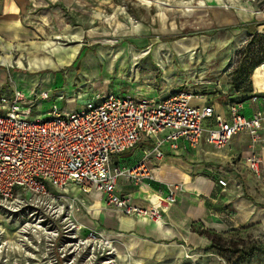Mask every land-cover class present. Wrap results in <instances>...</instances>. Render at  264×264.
<instances>
[{"label": "rangeland", "instance_id": "rangeland-1", "mask_svg": "<svg viewBox=\"0 0 264 264\" xmlns=\"http://www.w3.org/2000/svg\"><path fill=\"white\" fill-rule=\"evenodd\" d=\"M81 2L79 42L66 37L53 39L52 44L48 42L51 48L35 51L29 45H18V48L0 40V93L16 89L26 100H31L32 91L48 93V99L34 104L32 121L49 118L53 107L62 112L80 109L96 93L107 90L125 94V90L132 88L135 90L128 91L131 96L137 94L148 99H158L160 93L168 96L187 91L210 104V99L227 98L234 90L238 70L247 75L244 72L247 66L252 67V63L264 59L255 48L259 39L246 31L228 29L241 24L237 14L264 11V0H113L106 6L86 0L83 2L85 11L81 9ZM88 12L93 17L89 23ZM110 16V21H106L105 17ZM71 21L77 24L74 18ZM138 25L139 32H133L132 26L136 30ZM127 43L139 50L149 49L151 53L139 59L136 65L104 61L103 52L109 48L113 51L127 49ZM77 46H94L93 54L97 57L88 55L83 64L79 60L77 65L70 66L65 64L67 61L60 66L52 63L50 57L55 61V53ZM46 57L45 64L31 63ZM95 71L96 75L92 76ZM208 120L203 122V127ZM26 221V216L9 217L0 209V264L140 263L137 249L126 250L121 240L110 238L111 234L108 237L95 226L81 228L74 220L80 228L77 231L79 243L68 246L32 226L25 236L21 235ZM233 238L253 240L264 246V226H254ZM107 242H111L109 246L105 245ZM201 253L192 250L185 259L197 264ZM219 260L224 264H264V250L247 258L224 254Z\"/></svg>", "mask_w": 264, "mask_h": 264}, {"label": "crops", "instance_id": "crops-1", "mask_svg": "<svg viewBox=\"0 0 264 264\" xmlns=\"http://www.w3.org/2000/svg\"><path fill=\"white\" fill-rule=\"evenodd\" d=\"M90 1L99 6H106L113 0ZM83 2L81 9L85 11L86 3ZM79 4L80 0H0V40L17 45L18 48L29 45L31 49H36L35 51L51 48L48 47V42L53 39L66 37L79 42L82 37L79 31ZM88 13L87 23L93 18L90 17V12ZM71 18L75 19L76 25L72 23ZM111 18L112 16L105 17L106 21ZM237 18L242 21L241 24L228 29L246 31L255 36L259 39L255 42V48L264 55V11L237 14ZM244 25H247L248 29L242 28ZM133 26L132 31L139 32V25L136 30ZM123 27L127 29V25ZM127 44V49L113 51L109 48L103 52L104 61L108 63L117 60L119 65L123 62L136 65L139 59H145L144 57L151 53L149 49L139 50V47ZM7 48L9 50L11 47ZM82 49L86 51L80 58L81 64L88 55L97 57L93 54L94 46H77L71 52L66 50L55 53V61L50 58L52 63L57 64L55 66H60L66 61L65 64L70 66ZM47 59L48 57L35 59L31 63L45 64ZM9 62L6 60V63ZM244 72L247 75L239 70L235 73L237 86L227 98L210 99V104H205L206 100L200 97L192 100L191 104L210 106L214 114L221 116L225 122L230 121L231 104L238 103L239 113L245 118H250L256 112H264V59L252 63V67L247 66ZM91 75H96V71ZM244 76L247 78L244 79ZM134 90L129 88L125 91ZM159 96H164V93ZM208 121L203 127L204 130L211 128L212 120ZM147 145V142L139 143L135 148L112 157V169L125 172L135 169L142 160V150ZM252 153L261 157L264 168V142L252 143L246 133H239L233 136L224 148L215 149L208 142L207 133L204 131L196 148L185 144V147L174 152L164 150L161 160H147L145 166L152 180H144L138 185H133L123 176L117 180L119 193L129 195L133 204L139 207H147L156 197L163 198L168 187L180 186L181 190L175 195V203L162 213L160 223H154L146 217L124 216L107 207L100 193L92 190L85 194L77 187L69 185L68 196L76 198L75 203L79 208L75 213V220L81 228L95 226L106 232L108 237L111 234L110 238L121 240L126 250L137 249L139 264H193L194 262L185 259V255L190 254L192 250L202 252L201 260L199 259L197 264H224L209 249L207 238L199 236L191 228L194 225L198 230L225 234L231 230L264 226V175L257 179L245 164V158ZM218 180L225 181L227 186L221 187Z\"/></svg>", "mask_w": 264, "mask_h": 264}, {"label": "built area", "instance_id": "built-area-1", "mask_svg": "<svg viewBox=\"0 0 264 264\" xmlns=\"http://www.w3.org/2000/svg\"><path fill=\"white\" fill-rule=\"evenodd\" d=\"M46 99V91H32L31 100L16 89L0 93V209L9 217L26 216L21 235L32 226L68 246L79 243L80 229L74 223L79 208L76 198L68 196L69 185L85 194L100 193L107 207L124 216L146 217L158 224L181 187H168L163 198L139 207L129 195L119 193V177L133 185L152 180L147 160H161L164 150L174 152L185 144L196 148L204 131L215 149L224 148L239 133H246L252 143L264 142V112L245 118L239 113V104H231L230 121L225 122L210 106L192 105L200 97L187 91L158 99L131 96L128 91L96 93L80 109L62 112L53 107L49 118L30 120L34 104ZM208 119L211 128L204 130L203 122ZM141 142L148 145L135 169H112V157ZM245 164L257 179L264 175L260 156L250 154ZM218 184L227 186L223 180Z\"/></svg>", "mask_w": 264, "mask_h": 264}, {"label": "trees", "instance_id": "trees-1", "mask_svg": "<svg viewBox=\"0 0 264 264\" xmlns=\"http://www.w3.org/2000/svg\"><path fill=\"white\" fill-rule=\"evenodd\" d=\"M244 29H248L247 25L242 26ZM86 50L82 49L80 54L75 59L72 65H77L81 56ZM252 227L242 229V230H231L225 234H218L211 231L198 230L193 225L191 228L193 232L197 233L199 236L207 238L210 243L209 249L212 250L219 258L224 254H230L240 258H247L254 255V253L264 250V246H261L254 242L253 240L245 241L244 239H234V236L239 235L241 232H245ZM226 264H230L226 262Z\"/></svg>", "mask_w": 264, "mask_h": 264}, {"label": "bare ground", "instance_id": "bare-ground-1", "mask_svg": "<svg viewBox=\"0 0 264 264\" xmlns=\"http://www.w3.org/2000/svg\"><path fill=\"white\" fill-rule=\"evenodd\" d=\"M47 48V47H46ZM10 50V49H9ZM70 52H71V50H70ZM73 52V51H72ZM68 55H69V53H68ZM67 56V55H66ZM57 58V57H56ZM67 58H69V57H67ZM8 60V59H7ZM64 60V59H63ZM62 61V60H61ZM19 63V62H18ZM61 64V63H60ZM19 65H20V63H19ZM57 65V64H56ZM62 65V64H61ZM59 66V65H58ZM37 70V69H36ZM105 245H110V242H107ZM117 251V250H116Z\"/></svg>", "mask_w": 264, "mask_h": 264}]
</instances>
